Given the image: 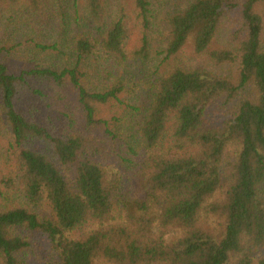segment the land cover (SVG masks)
Returning <instances> with one entry per match:
<instances>
[{
  "label": "trees",
  "instance_id": "1",
  "mask_svg": "<svg viewBox=\"0 0 264 264\" xmlns=\"http://www.w3.org/2000/svg\"><path fill=\"white\" fill-rule=\"evenodd\" d=\"M0 264H264V0H0Z\"/></svg>",
  "mask_w": 264,
  "mask_h": 264
}]
</instances>
